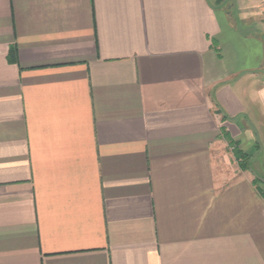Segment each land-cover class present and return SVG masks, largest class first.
<instances>
[{
  "label": "crops",
  "instance_id": "0c3cea01",
  "mask_svg": "<svg viewBox=\"0 0 264 264\" xmlns=\"http://www.w3.org/2000/svg\"><path fill=\"white\" fill-rule=\"evenodd\" d=\"M260 138L262 0H0V264H264Z\"/></svg>",
  "mask_w": 264,
  "mask_h": 264
},
{
  "label": "rangeland",
  "instance_id": "374dc122",
  "mask_svg": "<svg viewBox=\"0 0 264 264\" xmlns=\"http://www.w3.org/2000/svg\"><path fill=\"white\" fill-rule=\"evenodd\" d=\"M261 146H260V151H253V155L251 154H246V160L244 162H242L241 160L238 161L235 158L234 153L232 154L231 151H227L228 153V165L227 168L228 170H234L239 168V170L241 171H245V172H251L252 174H254L255 177L257 178H261L264 180V138H260L259 139ZM235 160L237 161V164L235 162ZM240 162V163H239ZM244 164V166L246 167V170H243L240 168V164Z\"/></svg>",
  "mask_w": 264,
  "mask_h": 264
},
{
  "label": "trees",
  "instance_id": "16d2710c",
  "mask_svg": "<svg viewBox=\"0 0 264 264\" xmlns=\"http://www.w3.org/2000/svg\"><path fill=\"white\" fill-rule=\"evenodd\" d=\"M229 144L232 145L231 142H229ZM234 155H235V158H236L238 161L241 160L242 162H244V161L246 160V154L243 153V152H241V151H239V150H236V151L234 152ZM242 162H241V164H240V168L243 169V170H246V167L244 166V164H242ZM239 163H240V162H239Z\"/></svg>",
  "mask_w": 264,
  "mask_h": 264
},
{
  "label": "built area",
  "instance_id": "2783aa9c",
  "mask_svg": "<svg viewBox=\"0 0 264 264\" xmlns=\"http://www.w3.org/2000/svg\"><path fill=\"white\" fill-rule=\"evenodd\" d=\"M263 1V9H264V0H262Z\"/></svg>",
  "mask_w": 264,
  "mask_h": 264
}]
</instances>
